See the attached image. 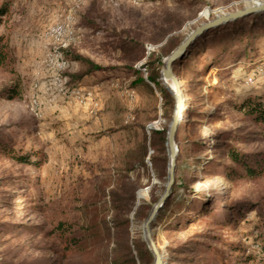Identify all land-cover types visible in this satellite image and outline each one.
<instances>
[{"label": "rangeland", "instance_id": "obj_1", "mask_svg": "<svg viewBox=\"0 0 264 264\" xmlns=\"http://www.w3.org/2000/svg\"><path fill=\"white\" fill-rule=\"evenodd\" d=\"M6 2L9 13L2 19L0 37L14 62L0 70V145L32 156L28 162H18L0 150V264H56L58 256L50 250L54 239L47 236L46 208H64L78 200L82 204L94 202L95 220L111 222L112 192L124 197L131 186L137 189L129 214L130 237L142 239L150 250L144 233L146 219L135 221L132 215L143 201L151 203L152 210L165 190L170 162L167 140L165 152L155 151L149 147L150 130L169 129L176 100L173 106L166 102L162 90L151 82V87L136 85L137 76L126 71L129 61L118 53L117 46L135 38L143 43L147 56L164 54L202 23L264 0H196V4L178 0H0V7ZM83 15L100 25L83 27ZM169 28L173 30L159 38ZM262 40L250 57L227 53L220 65L200 76L190 78V62L185 64L184 78L174 72L184 110L189 108L187 101L193 100V106L204 113L217 111L211 122H200L197 115L187 118L185 134L176 135V167L189 163L184 170L178 169L179 183L189 184L184 195L189 201L204 192L212 199L231 190L233 200L249 199L264 208V177L253 181L228 177L225 166L233 163L228 161L226 149H221L223 141L215 138L218 131H228L239 136L234 142L238 147L264 151L263 139L249 137L255 135L256 126L235 108L249 96L264 95ZM65 50L106 69L73 79L67 74L85 72L87 66L68 60ZM173 50L162 57L161 70ZM145 60L134 65L142 69L147 80V71L141 67ZM160 80L175 99L162 76ZM11 88L18 91L14 98ZM167 112H171L170 118ZM146 137L148 152L142 166ZM203 140L204 147L196 144ZM203 148L208 151L199 161ZM154 156H158L155 168ZM208 163L213 164L211 173ZM171 213L169 209L160 223L156 216V224L151 225L152 232H158L154 241L164 264H195L191 259L207 257L208 264H215L209 261L214 257L210 248L227 255L229 262L252 255L253 260L241 259L238 264H264V227L256 211L245 212L237 229L217 225L213 214L172 229ZM26 225L36 229L28 230ZM193 239L202 244L189 243ZM230 241L239 242L243 251L228 249L224 242ZM91 257L79 255L75 262ZM186 258L190 260L184 262Z\"/></svg>", "mask_w": 264, "mask_h": 264}, {"label": "trees", "instance_id": "obj_2", "mask_svg": "<svg viewBox=\"0 0 264 264\" xmlns=\"http://www.w3.org/2000/svg\"><path fill=\"white\" fill-rule=\"evenodd\" d=\"M178 1L187 4H196V0ZM8 13L9 4L6 2L0 7V25L3 17L8 15ZM248 19H250L249 23L247 22ZM81 21L83 27L88 29L100 25L94 18L88 19L87 15H83ZM176 23L177 26H180L182 20ZM172 30V28L165 30L159 38L164 39ZM263 38L264 11L239 17L210 28L195 38L189 44L184 54L176 59L173 70L178 77L184 78L186 75L185 64L190 62L191 64L188 71L190 78L195 75L200 76L208 72L212 67L220 65L221 58L227 53L238 55L237 57H250L249 55L252 51H256V45L263 41ZM171 40V37H169L167 42L170 43ZM180 43L179 41L172 44V48L167 50L164 54L152 52L147 56L143 43L135 38H130L128 40H123L117 46V51L128 59L127 61L129 62L125 64V69L137 76L136 85L145 84L151 87L148 82L153 83L162 90L164 100L173 106L174 97L167 88L161 85V66L163 65L162 57L169 54ZM65 54L68 60L80 61L87 66L85 72L67 74L73 79L81 80L85 75H90L106 69L104 66L96 64L89 58L73 54L70 50H65ZM144 58H146V60L141 67L146 69L148 81L143 77L142 69L136 68L134 65ZM13 62L14 58L11 51L5 41L0 37V70L10 67ZM198 64H201L202 67L199 68ZM9 92L13 98L18 95L17 88H11ZM187 102L189 108L183 112L182 120L178 126L177 136H179V134H185V130L188 127L186 123L187 118L197 115L200 117V122H211L217 115V113H214L217 111H206L204 113L201 111L202 108H195L193 106V100ZM235 108L256 126V131L253 132L255 135L249 137H259L264 140V95L249 96L240 104H235ZM167 117H171V112H167ZM150 131L149 147L155 151L165 152L168 127H163L162 129L152 128ZM238 137L237 134L232 135L231 132L228 131H218L215 136L216 139H221V141H223L221 142V149H226L227 159L233 163L232 166H225L227 176L232 179L241 178L242 180L249 179L252 181L262 179L264 177V151H247L238 147L234 144L235 141L239 140ZM196 144L204 147L206 142L203 140ZM0 150L4 151L5 154L18 162H28L32 156L31 154L20 155L21 153H14V151L6 145H0ZM201 151L203 153H201L199 159H197L199 161H202V158L206 155L204 153L208 151V148H203ZM147 152L148 146L146 137L145 145L143 146V155L140 158V164H142V166H145L144 159ZM157 158L158 156L151 158L154 168L156 167ZM163 160L166 164V156H164ZM212 165L213 164L208 163V167H210L208 173L212 172ZM188 166L189 163L183 164L182 166L177 164L176 181L171 194L157 213L159 223L165 219L168 210L171 209L172 213L170 219L172 220L169 226L172 229L192 225L208 214L214 215L213 217L217 225L237 229V227L240 226V221L244 213L254 210L257 216L260 217V222L264 227V208L261 204L252 202L249 199L233 200L231 190L224 191L221 194H215L212 199L205 194L206 192L194 197L190 200L191 202L188 198H185L184 195L187 193L189 184L186 181L179 183L178 169L182 171ZM190 175H192V173ZM136 189V186H131L127 193H125L127 196L124 197H119L112 192L114 213L111 222L113 226L110 225L111 222L106 219H101L99 221L95 220V216L92 215V206L94 202H85L82 204L78 200V202H75L76 204L72 203L64 208H62L61 205L55 206L52 209L47 207L45 210L49 220L47 236L54 239V245L50 250L58 256L56 264H152L155 257L148 249L145 241L130 237L132 222L129 214L134 209L136 203ZM152 199L156 201V197ZM151 207V203L143 201L133 212L132 219L135 221L147 219ZM102 213L106 215V210H103ZM153 223H155V220ZM159 223H157V225H159ZM26 226L28 230L34 231L36 229L35 225ZM157 234L158 232L154 234V238ZM214 239L216 240V238ZM192 242L195 244H202L201 241L195 242L194 239L189 243ZM224 243L231 251H243V247L237 241ZM210 249L214 251V257L209 259V261H216L215 264H238L239 261H242L241 259H244V262L254 259L252 255H244L242 257H236L229 262L227 255L219 253L218 250L214 248ZM88 254L92 256L88 261L83 263L75 262L76 256ZM188 260L190 259L186 258L184 262ZM191 260H193L195 264H208V257Z\"/></svg>", "mask_w": 264, "mask_h": 264}, {"label": "water", "instance_id": "obj_3", "mask_svg": "<svg viewBox=\"0 0 264 264\" xmlns=\"http://www.w3.org/2000/svg\"><path fill=\"white\" fill-rule=\"evenodd\" d=\"M264 11V2L253 5L250 7H245L243 9H239L236 11L229 12L225 15H221L216 17L213 20L207 21L202 23L200 26L195 28L188 37L178 45V47L173 50V52L166 58L164 67L161 70V76L162 79L167 82H171V86L169 88L173 92L176 100V106L174 115L172 117L169 129H168V136H167V145H168V151L170 156V162H169V170H168V181L165 186V190L163 194L160 196L159 200L154 204L148 218L146 219L144 223V233L146 241L150 247L151 252L153 253L155 260L154 264H164L163 256L158 249L156 242L154 241V233L152 232L151 225L153 221L155 220L158 211L160 208L164 205L167 198L170 196L172 188L176 181V162H177V156H178V148L176 145V134L178 130V126L180 124V121L183 117L184 112V102L180 93L178 79L174 73L173 65L177 58L182 56L184 52L186 51L189 44L197 38L199 35H201L203 32L209 30L210 28L219 26L223 23L229 22L231 20L237 19L239 17H243L245 15H249L255 12H261Z\"/></svg>", "mask_w": 264, "mask_h": 264}, {"label": "built area", "instance_id": "obj_4", "mask_svg": "<svg viewBox=\"0 0 264 264\" xmlns=\"http://www.w3.org/2000/svg\"><path fill=\"white\" fill-rule=\"evenodd\" d=\"M66 46V44L64 45V47ZM60 59L62 60V64L63 65H66L67 64V61L65 60V58H63L62 54L60 56ZM261 70L263 71L264 70V67L261 68ZM61 81V80H60Z\"/></svg>", "mask_w": 264, "mask_h": 264}, {"label": "bare ground", "instance_id": "obj_5", "mask_svg": "<svg viewBox=\"0 0 264 264\" xmlns=\"http://www.w3.org/2000/svg\"><path fill=\"white\" fill-rule=\"evenodd\" d=\"M169 86L171 85V82H169V81H167L166 82ZM183 102H184V99H183ZM184 106H185V104H184Z\"/></svg>", "mask_w": 264, "mask_h": 264}]
</instances>
